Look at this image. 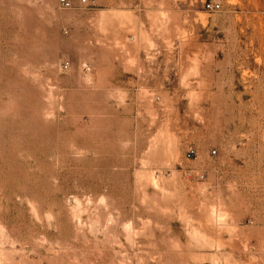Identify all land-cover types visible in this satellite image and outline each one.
Wrapping results in <instances>:
<instances>
[{
  "label": "rangeland",
  "instance_id": "rangeland-1",
  "mask_svg": "<svg viewBox=\"0 0 264 264\" xmlns=\"http://www.w3.org/2000/svg\"><path fill=\"white\" fill-rule=\"evenodd\" d=\"M68 1L0 0V264H264V0Z\"/></svg>",
  "mask_w": 264,
  "mask_h": 264
},
{
  "label": "built area",
  "instance_id": "built-area-1",
  "mask_svg": "<svg viewBox=\"0 0 264 264\" xmlns=\"http://www.w3.org/2000/svg\"><path fill=\"white\" fill-rule=\"evenodd\" d=\"M81 2H85V0H81ZM59 4L63 8H68L70 6V2L68 0H59ZM205 9L206 10H211V11H216L219 9V4L218 3H212V2H207L205 3ZM67 64H64L63 67L66 68ZM193 154L192 151L187 152V156L190 157Z\"/></svg>",
  "mask_w": 264,
  "mask_h": 264
}]
</instances>
